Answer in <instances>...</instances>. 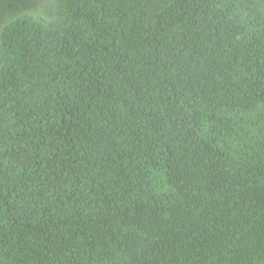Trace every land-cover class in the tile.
Listing matches in <instances>:
<instances>
[{
  "label": "trees",
  "instance_id": "1",
  "mask_svg": "<svg viewBox=\"0 0 264 264\" xmlns=\"http://www.w3.org/2000/svg\"><path fill=\"white\" fill-rule=\"evenodd\" d=\"M0 264H264V0H0Z\"/></svg>",
  "mask_w": 264,
  "mask_h": 264
}]
</instances>
